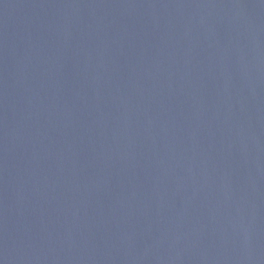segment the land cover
Returning a JSON list of instances; mask_svg holds the SVG:
<instances>
[{"label":"water","instance_id":"1","mask_svg":"<svg viewBox=\"0 0 264 264\" xmlns=\"http://www.w3.org/2000/svg\"><path fill=\"white\" fill-rule=\"evenodd\" d=\"M0 264H264V0H0Z\"/></svg>","mask_w":264,"mask_h":264}]
</instances>
